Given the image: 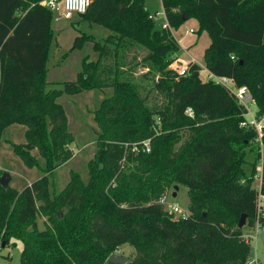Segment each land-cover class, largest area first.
<instances>
[{"label":"trees","instance_id":"trees-1","mask_svg":"<svg viewBox=\"0 0 264 264\" xmlns=\"http://www.w3.org/2000/svg\"><path fill=\"white\" fill-rule=\"evenodd\" d=\"M162 3L171 28L156 27L146 0H93L81 20L110 34L95 39L98 57L84 59L81 81L47 90L53 12L43 0H0V133L12 122L27 125L29 141L19 151L39 145L43 170L52 171L72 157L74 141L66 121L59 123L55 97L112 91L97 108L100 140L87 183L75 176L54 197L46 174L22 189L0 183V244L20 240L22 264H115L110 255L127 243L136 249L128 264H246L251 256L242 235L257 216V132L241 125L246 109L231 88L202 78L198 62L183 76L170 65L180 49L173 31L195 18L198 33L211 39L206 69L246 85L263 114L264 0ZM93 39L83 32L72 49ZM135 45L146 50L150 87L136 82L133 66L126 68L124 52ZM261 177L264 193V155ZM176 184L188 189L186 218L158 202Z\"/></svg>","mask_w":264,"mask_h":264},{"label":"rangeland","instance_id":"rangeland-1","mask_svg":"<svg viewBox=\"0 0 264 264\" xmlns=\"http://www.w3.org/2000/svg\"><path fill=\"white\" fill-rule=\"evenodd\" d=\"M146 7L151 14L160 11V14L155 16L154 21L156 27H162L166 21L162 0H146ZM192 23L193 21H190L186 26L176 30V36L181 39L180 43L182 44V46L180 44L178 56L181 58L187 57L186 50L190 52L191 48L190 45H187L191 38L197 37L200 39V43L195 48L196 50L191 51V54H195L198 63L202 66L201 76L206 79L208 71L204 65V52L211 39L207 31L199 34L197 28H195V32L188 33L189 35L184 38V31L190 30ZM52 27L53 37L49 45L47 59V90H59L63 89L65 81H81L84 59L95 60L98 57V53L93 51L95 39L103 41L111 31L96 22L81 20L79 14H75L71 19L54 21ZM83 32L94 35V39L86 41L82 49H72L77 36ZM145 54L146 50L140 46L135 45L127 48L124 52L125 65L126 68L133 66V75L137 83L144 87H150L152 80L144 76L148 70L142 61ZM103 60L104 63H110L112 58L107 55ZM100 88H86L79 94L62 93L55 97L54 102L59 106L55 109L61 110L64 117H59V123L66 121L68 129L74 135V141L68 145L73 153L72 157L56 165L50 171L51 173L43 170L45 159L39 145L31 149L30 152L17 149L19 145L27 144L29 141L28 126L20 122H12L7 125L4 132L0 133V171L2 172L1 176L5 172L9 173V185L11 187L22 189L24 185L30 184L46 174L50 195L54 197L55 193L64 189L75 176H79L83 183L88 182L89 167L96 156L100 140L99 130L101 128L96 120L97 108L100 102L112 93L110 88L105 87V91ZM250 108L253 112H256L258 106L253 102ZM113 181L114 179L111 183ZM259 183V179L255 178L253 187H257ZM173 192L174 187L168 189L166 194L168 204L165 205V208L170 209L171 204L174 203L182 209L188 210L190 198L187 187L179 185L176 196L173 195ZM45 219L46 217L39 216L38 221L41 229L45 227ZM22 248L23 244L20 240H13L4 246L0 244V264H22ZM113 253L133 258L136 249L127 243ZM250 255L251 257L257 256L259 264H264L263 230L259 232L257 249L253 245Z\"/></svg>","mask_w":264,"mask_h":264},{"label":"built area","instance_id":"built-area-1","mask_svg":"<svg viewBox=\"0 0 264 264\" xmlns=\"http://www.w3.org/2000/svg\"><path fill=\"white\" fill-rule=\"evenodd\" d=\"M93 0H43V4L50 9L54 14V21H60L62 19H71L75 14H82L87 11L91 2ZM160 11L155 12V14H149V17L154 19L155 16L159 15ZM164 15L166 21L163 23V28H171L169 21L167 20L166 13L164 10ZM175 31V30H174ZM173 31V32H174ZM193 32V29H190ZM198 60L193 55H188L185 58H181L178 56L175 60L171 63L170 68L179 75L183 76L189 72L190 66L193 63H197ZM158 78V77H157ZM206 79H214L218 83H222L227 85L231 88L235 98L237 99L238 103L242 105L246 109L245 118L241 121V125L247 128H253L257 132L256 142L259 144L260 152L262 154L261 161L259 162L258 166V174L256 178L259 179L260 183L257 187H254L257 191V216L256 222L254 226L247 228L242 238L245 242L251 243L254 248H256L257 241L259 238L260 230L264 231V193L261 189L262 184V170H263V155H264V143H263V136H264V112L263 114L259 115L256 112H253L250 108V105L254 102L252 93L250 92L249 88L246 85L237 86L233 79L226 77V76H218L208 71ZM158 80V79H157ZM158 82V81H157ZM187 112L192 114V109L188 108ZM157 123H160V120H157ZM144 150L150 151V140H145L143 142ZM135 148H138L135 147ZM161 204H168L167 202V195L165 194L159 200ZM174 217L179 218H186L190 215V210L182 209L177 204H171L170 209H167ZM246 264H259V259L257 256L249 257Z\"/></svg>","mask_w":264,"mask_h":264},{"label":"water","instance_id":"water-1","mask_svg":"<svg viewBox=\"0 0 264 264\" xmlns=\"http://www.w3.org/2000/svg\"><path fill=\"white\" fill-rule=\"evenodd\" d=\"M9 182H10V175L8 172H5L1 177H0V183L3 185V186H8L9 185ZM179 189V185H175L174 186V192H173V195L176 196L177 194V190ZM246 219H247V215L246 214H243L241 217H240V220H239V223H238V226L239 227H243L245 224H246ZM6 243L4 242L3 243V246L5 245ZM109 261L111 263H115V264H128V263H131L132 262V258L128 257V256H125L123 254H118V253H112L109 257Z\"/></svg>","mask_w":264,"mask_h":264},{"label":"crops","instance_id":"crops-1","mask_svg":"<svg viewBox=\"0 0 264 264\" xmlns=\"http://www.w3.org/2000/svg\"><path fill=\"white\" fill-rule=\"evenodd\" d=\"M190 21H193V23L191 24V29H193L194 31L193 32H195V28H199V22L195 19V18H191V19H189V20H187L185 23H183V25H181V27L182 26H186ZM196 29V30H197ZM188 33H191V31L190 30H186V31H184V33H183V37L185 38L186 36H188L189 34ZM174 34H175V36H176V30L174 31ZM176 38H177V40H178V42H179V44H181L180 43V41H181V39H179L177 36H176ZM198 43H200V39H198L197 37H195V38H191V40H190V42L188 43V45L187 46H189L190 45V52L188 51V50H186V53L188 54V55H193V56H195V54H191V51H194V50H196L195 48H196V46H198ZM194 44H196V45H194ZM181 46H182V44H181ZM204 65H205V61H204ZM206 68V67H205ZM207 70V69H206ZM208 71V70H207ZM255 249H257V245H256V248Z\"/></svg>","mask_w":264,"mask_h":264}]
</instances>
